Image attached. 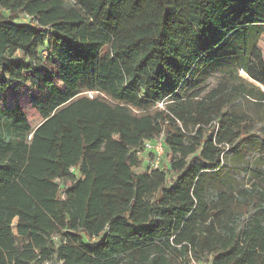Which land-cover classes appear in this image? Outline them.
Returning a JSON list of instances; mask_svg holds the SVG:
<instances>
[{
    "label": "trees",
    "instance_id": "16d2710c",
    "mask_svg": "<svg viewBox=\"0 0 264 264\" xmlns=\"http://www.w3.org/2000/svg\"><path fill=\"white\" fill-rule=\"evenodd\" d=\"M75 2L87 17L63 0H0V264H264V172L246 188L221 178V146L247 137L224 108L235 87L208 99L198 79L242 40L231 59H250L234 68L264 86L254 48L264 0ZM92 70L87 88L124 105L73 99ZM27 83L46 120L30 140L24 112L5 97ZM253 91L244 94L264 101ZM164 99L163 111H131ZM214 122L223 126L211 133ZM161 134L172 187L164 172L136 173V151ZM16 216L23 247L11 234Z\"/></svg>",
    "mask_w": 264,
    "mask_h": 264
},
{
    "label": "rangeland",
    "instance_id": "374dc122",
    "mask_svg": "<svg viewBox=\"0 0 264 264\" xmlns=\"http://www.w3.org/2000/svg\"><path fill=\"white\" fill-rule=\"evenodd\" d=\"M63 1L87 17V12H85L84 8L77 4L75 0ZM20 22L32 25V22H29L24 15L23 18L20 19ZM231 41V48L228 49V55L214 59L211 64L212 68L198 76V79L202 80L201 89L199 91L201 92V97H208L209 99L218 89L224 88L225 86H228V88L235 87L234 90L230 89L224 92L225 99L227 100L224 103V108L228 109V111H224L227 113V116L228 113H234L238 117L240 120V129L243 131V135L247 137H244L239 144L232 143L231 145L221 146L226 149L221 178L227 183H230L231 180L233 183H236L234 185L246 188L249 187V181L257 171L264 172V144L260 142L264 139V101L250 99L244 94V90L252 86L247 80L246 74L233 67L242 65L247 57L250 59V55L248 54L247 57L244 56V58L239 59L237 62L233 61L230 56L231 52L234 51L235 48L242 49L243 44H241L242 40ZM253 45L252 41H250L247 48L251 50ZM254 48L260 53L264 61V33L259 37L258 41L255 42ZM20 56L21 54L17 53L14 59H19L21 58ZM219 64L225 65L220 68ZM94 72L95 70L91 71V73L84 76L78 82L77 86L82 95L88 92L86 84L88 78ZM254 87L256 88L257 86L255 85ZM31 89V84L27 83L18 91L13 92L12 90H8L5 95L6 105L11 108L13 105L18 104L24 112L30 127L36 128L42 122V118L29 99V93L32 91ZM261 90L264 91V88H261ZM14 102L15 104H13ZM161 107L164 108V106L158 104L150 110H144L145 108H131V111L135 116H142L146 113H154L157 110L161 111ZM222 126L223 124L216 123L213 125V129L220 131ZM251 135L253 136L251 137ZM161 137L164 142V136ZM165 146L167 147V145ZM143 157L145 158V154H143ZM170 158L171 154H168L166 161L168 162ZM23 243L24 240L17 238V244L19 246Z\"/></svg>",
    "mask_w": 264,
    "mask_h": 264
},
{
    "label": "flooded vegetation",
    "instance_id": "af4514ba",
    "mask_svg": "<svg viewBox=\"0 0 264 264\" xmlns=\"http://www.w3.org/2000/svg\"><path fill=\"white\" fill-rule=\"evenodd\" d=\"M23 18V17H22ZM28 19V17H26ZM29 21V20H28ZM30 22V21H29ZM26 24V23H25ZM29 25V24H28ZM263 60V59H262ZM264 62V61H263ZM234 68V67H233ZM238 70V69H236ZM93 71V70H92ZM240 72L242 73H245V71H243L242 69H239ZM91 73V72H90ZM94 74V73H93ZM92 74V75H93ZM246 74V73H245ZM91 75V76H92ZM86 76V75H85ZM90 76V77H91ZM89 77V78H90ZM246 77H247V80L250 82V85L252 87H250L249 89H246L245 91H251L252 93L254 92L253 90H258L259 92L263 93L264 94V91L261 90V88H264V86L258 84V83H254L249 77L248 75L246 74ZM88 78V80H89ZM82 79V78H81ZM80 79V80H81ZM79 80V81H80ZM78 81V82H79ZM88 83V81H87ZM78 84V83H77ZM257 86L256 88L254 86ZM78 88V86H77ZM86 89L88 90V92L85 94V95H82L79 91V93L73 98V99H78V98H88V99H93L95 97H98V98H103V100H105V102H107L108 104H111V105H124L123 102H120V101H115V100H112L108 95H105L104 93L102 92H97V91H90L88 88H87V84H86ZM201 89V88H200ZM94 95V96H92ZM69 100L68 102H66L64 105H62L61 107L69 104L70 102H72V100ZM251 99V98H250ZM255 100V99H254ZM161 105V106H164V108L161 109V111L165 110L166 108V105L168 104V102L166 101V99H164L163 101L157 103L155 106L157 105ZM61 107H59L58 109L54 110L52 113H51V116L57 111L59 110ZM154 107L150 108V109H153ZM149 109V110H150ZM40 115V114H39ZM46 120L45 119H42V122L36 127V128H32L33 131L31 132V134L28 135L27 139L30 140L31 137H32V134L33 132L41 125L45 122ZM213 124H216L215 122ZM214 128V127H213ZM210 129V132L211 133H216V130L214 129ZM161 136H164L163 134H161L160 138L156 137V138H153V139H150V140H146L143 142V147L142 149L140 150H137L136 151V156L139 158L140 160V165L139 167L137 168L136 170V173H143V172H146V173H151V172H154V171H158V172H164L166 173V179H167V187H172L174 186L176 180H177V176L174 175L173 173H171V165H170V160L167 162L166 161V157L168 156V154H171L170 150L168 149V147H166V143L165 141L163 142L162 140V137ZM158 143L160 144L161 146V152L160 154H155L153 151L155 150L156 146L158 145ZM225 150L222 152V155H224L225 153ZM143 154H145V158L143 157ZM221 155V156H222ZM144 158V159H143ZM224 159V158H223ZM169 172V173H168ZM69 186V185H68ZM162 198V195L159 193L157 196H156V200L159 201L160 199ZM17 222H18V217H14L12 222H11V234L13 235V237L15 238L16 240V244H17V238H20L22 240H24V243L22 245H18L19 247H23L25 244L28 243V237H21L18 235L17 233ZM58 237L55 235L52 237V241L54 242H57L58 241ZM92 241H97L96 238H93ZM61 264V262H59ZM190 264H210L209 261H195V260H191Z\"/></svg>",
    "mask_w": 264,
    "mask_h": 264
},
{
    "label": "built area",
    "instance_id": "2783aa9c",
    "mask_svg": "<svg viewBox=\"0 0 264 264\" xmlns=\"http://www.w3.org/2000/svg\"><path fill=\"white\" fill-rule=\"evenodd\" d=\"M155 154H160L161 152V146L160 144L158 143V145L156 146L155 150L153 151Z\"/></svg>",
    "mask_w": 264,
    "mask_h": 264
}]
</instances>
